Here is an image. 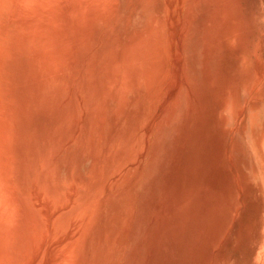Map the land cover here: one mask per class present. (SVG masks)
I'll return each instance as SVG.
<instances>
[{
  "label": "rangeland",
  "instance_id": "1",
  "mask_svg": "<svg viewBox=\"0 0 264 264\" xmlns=\"http://www.w3.org/2000/svg\"><path fill=\"white\" fill-rule=\"evenodd\" d=\"M90 1L0 0V264H264V0Z\"/></svg>",
  "mask_w": 264,
  "mask_h": 264
},
{
  "label": "bare ground",
  "instance_id": "2",
  "mask_svg": "<svg viewBox=\"0 0 264 264\" xmlns=\"http://www.w3.org/2000/svg\"><path fill=\"white\" fill-rule=\"evenodd\" d=\"M85 1V0H84ZM93 1V0H92ZM92 1H90V2H92ZM95 1V0H94ZM95 2H97V0L95 1ZM112 2V1H111ZM50 3V2H49ZM100 4H101V1L99 2ZM102 3H103V1H102ZM110 3V2H109ZM91 4H93V2L91 3ZM95 4V3H94ZM97 4V3H96ZM88 6H90V4H87ZM98 6H100V5H98L97 4V8H98ZM81 7V6H80ZM93 7V6H92ZM112 7V6H111ZM84 8V7H83ZM95 8V7H94ZM73 9V8H72ZM90 11V10H89ZM76 12H77V10H76ZM79 12V11H78ZM28 14V13H27ZM73 14V13H72ZM77 14V13H76ZM70 15V14H69ZM74 21H75V19H74ZM78 21V20H77ZM76 21V22H77ZM70 39V38H69ZM73 58V57H72ZM60 73V72H59ZM55 74V73H54ZM53 74V75H54ZM262 154H263V158H264V138H263V141H262Z\"/></svg>",
  "mask_w": 264,
  "mask_h": 264
}]
</instances>
